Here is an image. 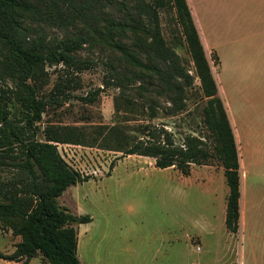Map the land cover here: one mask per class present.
<instances>
[{
    "label": "rangeland",
    "instance_id": "1",
    "mask_svg": "<svg viewBox=\"0 0 264 264\" xmlns=\"http://www.w3.org/2000/svg\"><path fill=\"white\" fill-rule=\"evenodd\" d=\"M71 1L78 7L84 3L82 0ZM100 1L99 10L117 18L131 19L128 8L135 0H125V6L120 3L123 0ZM145 1L156 4L157 0ZM194 4L199 12L201 1L194 0ZM158 9L165 39L180 55L193 77L187 110L168 114L160 108L159 115L150 118L148 110L141 106L145 100L138 92L141 82L126 79L119 86L121 81L118 78L131 76L132 72L121 59L120 52L104 43H87L78 51L76 56L84 61L82 68L49 63L44 66L46 74L41 93L49 96L58 83L65 82L70 99L62 95V106L48 108L38 124V139L45 140L44 129L49 124L82 127L99 139L97 144H58L64 159L90 176L88 181L70 186L59 197V203L71 212L92 217L91 222L76 226L78 255L83 264H264V193L254 188L251 175L248 174L244 188V217L241 203V230L233 233L226 227L229 186L223 171H218V176L210 180L195 175L185 177L176 166L159 168L154 158L114 151V138H109L110 143H114L109 145L104 142V139L109 141L108 133L99 135L95 130L99 125L115 126L120 135L145 137L141 127L149 124L151 129L165 128L172 132L177 145H183L189 134L202 137L209 147L214 145L204 119L207 100L200 97L201 81L181 24L174 10L167 6ZM208 21L212 29L214 23L211 19ZM28 25L35 29L33 36L42 35L52 43L87 30L82 20L58 26L28 21ZM93 37L97 38L95 34ZM209 58L212 68L217 70L214 58L211 55ZM152 87L159 89L156 84ZM16 89L0 42V96L8 103L10 116L18 123L22 121V113L14 93ZM92 92L97 93L94 102L81 100V96ZM150 95L160 102L161 107L170 104L155 90ZM128 99L134 102L129 104ZM228 116L230 120L229 113ZM206 165L218 170L223 166L216 156H212ZM21 173L14 165H0V184L18 182ZM0 202H5L3 194H0ZM21 240L12 221L0 217V264H26L25 258H10ZM29 264L49 262L39 253L30 259Z\"/></svg>",
    "mask_w": 264,
    "mask_h": 264
},
{
    "label": "trees",
    "instance_id": "2",
    "mask_svg": "<svg viewBox=\"0 0 264 264\" xmlns=\"http://www.w3.org/2000/svg\"><path fill=\"white\" fill-rule=\"evenodd\" d=\"M82 1L84 3L78 7L71 0H0V42L5 62L16 83L14 93L22 113V121L16 123L10 116L8 103L0 96V165H14L22 172L18 182L0 184V194L5 199V202H0V217L11 220L15 232L22 237L10 258H25L29 264L31 258L41 253L49 264H83L78 255L76 226L92 221L90 215L75 214L59 203V197L70 186L88 181L90 176L72 167L62 156L58 144H97L99 139L85 128L57 124L47 125L45 140L38 139V124L44 113L50 106H62V95L70 99L65 91L68 86L65 82L58 83L49 96L41 93L47 63L82 68L84 61L76 56L78 51L87 43H104L120 52L121 59L132 72L131 76L118 78L121 81L119 86L126 79L141 82L138 92L145 99L141 106L148 110L150 118L157 117L160 108L168 114L188 109L187 96L193 77L163 35L159 6L174 10L181 24L201 81L200 97L207 100L204 119L214 145L209 147L202 137L192 134L186 136L183 145H177L172 132L165 128L151 129L149 124L141 127L145 137L122 132L120 135L119 128L115 126L99 125L95 130L99 135L108 133L109 141L104 139V142L109 145L114 144L109 138H114V151L154 158L157 167L176 166L185 175L191 173L193 164H207L212 156H216L225 169L230 188L226 227L230 232H239L242 196L239 149L188 1L157 0L156 4H151L135 0L128 8L131 19L117 18L103 9L99 10L100 0ZM120 3L125 6L126 1ZM78 20L84 22L87 30L53 43L42 35L33 36L35 29L28 25V21L58 26L75 24ZM211 56L218 65V55L212 52ZM155 84L159 89H153ZM154 90L168 99L170 104L167 107H161L160 102L150 95ZM96 95L92 92L80 98L84 102H94ZM133 102L128 99L129 104ZM116 107L119 109L117 103Z\"/></svg>",
    "mask_w": 264,
    "mask_h": 264
},
{
    "label": "crops",
    "instance_id": "3",
    "mask_svg": "<svg viewBox=\"0 0 264 264\" xmlns=\"http://www.w3.org/2000/svg\"><path fill=\"white\" fill-rule=\"evenodd\" d=\"M200 1L198 12L194 0H188L208 56L215 52L219 57L213 71L239 149L244 217L248 174L254 188L264 193V0ZM210 19L213 32L207 23ZM218 171L225 175L223 166L218 170L193 164L191 173L184 176L210 180ZM229 192L230 188L227 198Z\"/></svg>",
    "mask_w": 264,
    "mask_h": 264
}]
</instances>
